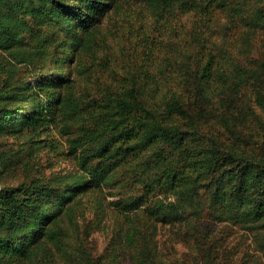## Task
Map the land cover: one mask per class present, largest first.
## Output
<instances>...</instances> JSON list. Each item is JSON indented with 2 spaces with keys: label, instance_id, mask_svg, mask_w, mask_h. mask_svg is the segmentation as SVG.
<instances>
[{
  "label": "trees",
  "instance_id": "1",
  "mask_svg": "<svg viewBox=\"0 0 264 264\" xmlns=\"http://www.w3.org/2000/svg\"><path fill=\"white\" fill-rule=\"evenodd\" d=\"M121 1L157 21L189 17L170 35L164 74L134 59L137 46L133 59L120 50L121 71L102 67L99 27ZM87 61L93 81L80 87ZM257 107L264 0H0V137L57 126L75 165L0 188V264H95L66 226L76 231L82 197L104 187L129 264H184L162 257L159 224L191 231L208 217L264 232Z\"/></svg>",
  "mask_w": 264,
  "mask_h": 264
},
{
  "label": "rangeland",
  "instance_id": "2",
  "mask_svg": "<svg viewBox=\"0 0 264 264\" xmlns=\"http://www.w3.org/2000/svg\"><path fill=\"white\" fill-rule=\"evenodd\" d=\"M168 15L157 21L145 4L121 1L103 20L99 27V39L104 42L107 54L100 60L102 67H114L121 71L123 58L133 59L132 48L138 47L134 58L143 64L149 74L162 75L168 71L170 35L180 28H188L189 17ZM222 18L224 16H221ZM219 17L220 19H222ZM176 28L174 30L173 28ZM173 32V33H172ZM119 44H122V47ZM92 65L87 61L80 87L93 81ZM125 65V64H124ZM98 65L93 67L95 76ZM264 121V111L257 107ZM42 139V142L35 140ZM67 137L57 126L50 127L39 137L30 138L26 133L0 137V188L14 186L33 179H45L53 173H65L75 169L68 152ZM12 160L8 166L2 159ZM113 189L104 187L82 197V209L76 215V231L66 226L84 246L95 264H129L120 248L121 218L110 206ZM155 239L162 257L167 261L184 264H264V232L246 230L226 222H215L206 217L195 223L194 230L186 225H157ZM72 238V239H73Z\"/></svg>",
  "mask_w": 264,
  "mask_h": 264
}]
</instances>
